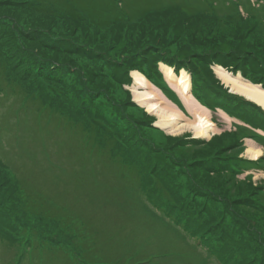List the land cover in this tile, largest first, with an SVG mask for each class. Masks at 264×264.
Listing matches in <instances>:
<instances>
[{
    "label": "trees",
    "instance_id": "1",
    "mask_svg": "<svg viewBox=\"0 0 264 264\" xmlns=\"http://www.w3.org/2000/svg\"><path fill=\"white\" fill-rule=\"evenodd\" d=\"M26 4L33 8L32 13L39 15L83 13L98 29L116 27L121 35L104 41L87 38L90 45L83 52L69 50L71 54L86 59L80 63L86 69L78 72L83 82L74 85L80 95L67 90L53 91L57 95L55 97L48 95L46 88L49 83L38 79L39 75L45 73L40 65L13 74L17 79L9 77V64L0 57V94L14 97L5 111L12 113L13 107L16 110L19 105V109H28L34 104L33 109L40 116L46 114L76 131L91 152L96 154L100 167L110 171L119 167L128 172L129 179L135 184L131 190L139 191L144 198L138 202L145 201L146 205L150 204L161 211L186 240L192 238L198 241V245H176L163 254L151 246L144 250L142 245L116 243L122 245L117 252L115 248L112 249L116 258L120 259L117 264L123 263V259H129L131 264H210L211 257L221 264H264V182L254 181L251 174L240 177L246 170L262 168L253 165L264 159L254 162L240 156L244 138L261 140L255 129L264 131V111L259 106L250 109L249 101L229 92L213 69V66L219 65L234 74L240 72L253 83H260L264 87V0H27ZM167 6L175 10L172 13L174 17L162 21L169 12ZM240 6L245 15L240 12ZM63 40L68 45L80 46L74 38L64 36ZM36 42L33 60L42 58L46 62L43 64L48 65L47 57L50 56L41 52L45 49L44 44L41 40ZM44 46L49 48L45 49L47 51H58L56 49L59 48L62 52L66 51L61 43L53 45L55 48ZM113 46L126 52L128 58L124 65L119 63L123 59ZM102 51L109 56V63L101 62L105 60V55L100 54ZM99 57L101 61L97 64L95 58ZM159 61L190 73L193 83L202 87L203 94L198 95V99L207 108L222 109L251 128L233 123L234 128L213 135L209 142L194 139L189 133L171 137L162 130L150 127L152 117L143 109H138L140 114L134 130L147 140L144 145L140 143L142 148L135 149L131 141L118 142L114 134L103 143L100 120L92 119L90 125L86 123L87 116L91 114L87 111H94V103L78 110V104L72 101L74 96H78V99L81 96L87 103L94 95L93 91L100 92L91 87L100 86L103 90L100 97L107 98L109 103L120 107L122 101H126V105L136 106L129 101L130 93L125 100L116 94L120 87L113 84L112 78L118 77L114 68H137L160 76ZM147 66L151 71L147 70ZM93 67L104 68V75L96 77L98 82L88 76L96 74ZM36 69L41 70L37 78L34 76ZM53 75L50 77L46 74V77L52 79ZM64 75L67 76L63 72L58 80H64ZM120 75L122 80L127 77V73L121 72ZM35 82L44 83L45 87L40 88ZM156 82L161 89L166 88L162 80ZM103 83L109 88H105ZM0 101L6 102L5 99ZM98 107L101 109L100 104ZM14 114L17 116V113ZM111 131L114 132V129ZM147 151L158 154L152 166L145 163L149 162ZM4 161L0 157V206L1 203L11 204L12 211L8 222L0 221L2 231L5 227L0 241L17 252L19 247L22 248L18 263L26 255L24 252L32 249L38 252L56 248L73 257L75 250L71 245L77 247L103 231L95 227L94 231L87 232L84 225V231L77 230L75 234L69 227L65 229L63 226L66 223L62 222L65 208L47 202L31 191ZM81 182L85 184V181ZM3 187L11 192L3 190ZM9 193L16 195V200L10 199ZM117 206L119 209L116 211L123 214L124 209L128 208L126 201L117 203ZM127 218L117 213L118 225L125 228ZM31 220L37 224L31 226ZM55 226L57 231L65 232L55 235ZM112 231L115 238V228ZM94 232L96 234L93 235ZM109 232L107 230L103 235L104 239L110 238ZM188 246L198 256V248H206L205 256L201 260H193L183 253ZM101 250L94 249L97 253ZM177 251L184 255L177 257ZM182 256L187 259L180 258ZM114 261L112 259L109 264Z\"/></svg>",
    "mask_w": 264,
    "mask_h": 264
},
{
    "label": "rangeland",
    "instance_id": "2",
    "mask_svg": "<svg viewBox=\"0 0 264 264\" xmlns=\"http://www.w3.org/2000/svg\"><path fill=\"white\" fill-rule=\"evenodd\" d=\"M17 1L20 3L11 0H0V57L9 64V77L17 79L13 74H17L18 71L29 67L38 68L40 65L44 68L45 73L39 75L38 71L41 70L36 69L34 76L37 78V75H39V80L42 79L49 83L46 88L47 92H49L48 95L55 97L57 95L54 92H61L63 90H67L71 94H79V90H76L74 85L75 83L83 82L78 72L86 69V66L80 64L81 62H85L86 59L77 54H71L69 50L73 49L77 52H83V49L90 45L87 38L95 41L113 40V38L121 34L117 32L116 27L98 29L92 25L86 16H83V13H45L40 14V16L39 14L32 13L33 8L26 4L27 0ZM239 10L242 14H246L241 6ZM173 12L175 10L169 8V12L162 21L172 19L174 17L172 15ZM19 27L21 30H19ZM127 33L128 30L125 31V35ZM64 36L74 38L80 46L68 45L63 40ZM37 40H41L44 45L51 46L52 48H55L53 45H56V43H61V46L66 51L62 52L60 48L56 49L58 51L52 49H50L51 51H47L45 49L49 48L42 45L45 49L41 52L50 56L47 57L48 66L43 64L46 63L44 59L38 58L37 61L32 58L34 54L33 48L36 45L34 43ZM52 42L54 43L50 44ZM113 48L116 49L117 55L123 59L119 63L124 65L125 60L128 58L126 52H122V48L118 46H113ZM100 54L101 56L105 55V60L101 61L100 57L95 58L98 60L97 64L100 63L99 61L110 62L109 56L105 52L102 51ZM65 61H68L70 64ZM161 64L174 68L176 74L185 70H177L176 67L162 61L158 63V70L161 72L160 76L157 73L149 72L147 74L137 68L126 69L123 66L114 68L118 77L112 78L113 84L120 87L119 91H116V94L121 100H125L128 93H130L129 101L136 106H128L125 104L126 101H122L124 105L121 104L120 107H117L114 103H109L107 98L100 97L101 93H103L100 86L91 87L99 89L100 92L93 91L94 95L91 96V100L87 103H84L81 96H79V99L78 96H74L72 101L74 104H78V107L75 106L78 110L84 105L89 107L92 102L94 103V111H87V113L90 112L91 114L87 116L86 123L90 125L89 122L92 119L100 120L102 126L100 138L103 143L106 142L109 136L114 134L117 135L118 142L123 141L126 143L127 141H131L132 146L137 150H139L141 144H146L147 140L144 136L134 130V125L138 122V115L140 114L138 109H143L152 117L150 127L162 130L165 135L174 137L189 133L190 137L192 136L194 139L205 140L206 142L211 141L210 138L212 136L209 138L195 137V134L191 130H185L180 133L168 132L165 128L157 125L156 122L159 119L157 115L135 101L133 91L131 90V86L134 83L131 74L133 71H138L160 89L161 86L156 81L161 82L162 80V84L166 86V88L162 87L161 89L163 93L175 105L187 113L179 96L175 94L176 92L166 81ZM146 68L148 71H151L150 67L147 66ZM57 69L62 70L59 71ZM93 70L96 74L88 76L98 82V78L96 77L104 75V68L93 67ZM63 72L67 76L64 75V80H58V76ZM121 72L127 73V77L123 80L121 79ZM46 74L50 77L52 74L54 75L50 79L46 77ZM240 74L242 75V73ZM189 75L191 79V92L202 95V87L196 82L193 83L192 76L190 73ZM242 77L244 76L242 75ZM244 78L252 82L249 78ZM121 82L123 83L121 84ZM35 84L40 88L45 87L44 83L39 84L35 82ZM103 85L105 88H109L106 83H103ZM226 88L230 90L231 86ZM13 98L0 94V99H5L6 101H0V157L5 160L4 162H7L9 169L26 182L31 191L39 196L41 195L47 202H53L57 206L65 208L62 211V222L66 223L63 226L65 229L69 227V230H74L75 232L72 233L75 234L77 230L84 231L82 227L84 225L87 232L94 231L95 227H99L103 231L77 247L71 245L75 250V257L67 255L56 248H46L38 252L32 249L24 252L26 255L23 256L21 263H18L17 258L22 248L19 247L17 252L16 249L6 247L5 243L0 241V264H109L112 259L115 260L113 264H117L120 259L116 258L112 249L115 248L117 252L118 247L121 248L122 245H116V243L140 245V247L142 245V249L144 250L147 249V246H151L152 248H158L160 254L174 249L176 245L184 247L185 245H198V241L195 239L186 240L175 226L170 225L169 219L164 217L161 211L155 209V207L153 208L150 204L146 205L145 201H143L144 203L142 201L138 202L139 199L144 200V198L142 199L139 191L135 192L131 190L135 184L134 181L131 182L129 179L128 172L121 170L122 168L120 169L119 167H116L114 171H110L106 167H100L96 154L91 152L76 131L60 123L58 120L51 119L46 114L40 116L33 109L34 104L28 109H19L18 105L16 110L13 107L12 113L6 112V107L10 105L9 103L12 102ZM247 101L250 102V109L260 106L252 100ZM98 104H100L101 109L98 107ZM36 106H38L37 103ZM14 113H17V116ZM212 117L219 123L218 128L230 130L231 125L218 112L213 113ZM233 122H236V120H233ZM112 128L114 132L111 131ZM121 148H123L122 145ZM147 154L149 162L145 163L152 166L153 160L158 159V154L148 151ZM244 158L247 159V157ZM261 158L263 159V157L259 156L253 160L256 161ZM261 165L264 166V163L261 162ZM255 166L256 164L253 167ZM247 174L253 175L252 179L256 182H264L263 170H252L245 173V175ZM81 181H85V184ZM3 190L11 192L7 187H3ZM8 197L15 200L17 198L16 195L11 193H9ZM121 201H126L128 205V208L124 209V214L121 211H116L119 209L117 203ZM11 211V204L1 203L0 221L8 222ZM117 213H121L124 217H129L126 219L125 228H123V225H118V221L116 220ZM36 224L35 220L30 221L31 226ZM1 227L2 224L0 223V234L5 229L3 227L2 231ZM114 228L116 230L114 233L115 238L112 231ZM122 229H124L123 233L121 232ZM107 230L110 231V238L105 237L104 239L103 235ZM64 232L65 230L63 232L57 231L55 226V235H61ZM96 232L92 234L94 235ZM145 234H147V237ZM94 249L104 250L97 253ZM205 249L202 247L198 248V252L200 253L198 256L194 249L188 246L184 248L183 253L190 255L193 260L198 261L202 259V256H205ZM110 250L112 251L110 252ZM183 253L177 251L175 254L179 257L180 255H184ZM180 258L187 259L186 256ZM128 263L129 259H123V263L121 264ZM210 264L221 263L215 257H211Z\"/></svg>",
    "mask_w": 264,
    "mask_h": 264
},
{
    "label": "bare ground",
    "instance_id": "3",
    "mask_svg": "<svg viewBox=\"0 0 264 264\" xmlns=\"http://www.w3.org/2000/svg\"><path fill=\"white\" fill-rule=\"evenodd\" d=\"M161 69L166 81L176 92L175 94L179 96L187 113L175 105L159 87L151 83L140 72L133 71L131 74L134 82L131 90L133 91L135 101L157 115L159 118L156 122L157 125L165 128L170 133L191 130L195 134V137L205 138L224 131L218 128V124L212 117L213 112L202 104L198 99V94L191 92V79L186 70H182L179 74H176L172 67L165 64H161ZM214 70L225 86H231V93L242 96L246 100L254 101L264 111V87L262 84L250 82L244 79L240 73L234 75L222 66H214ZM217 112L230 125L232 124L234 119L227 113L223 110H218ZM235 123L240 124L238 121ZM255 131L259 133L261 140L257 141L249 137L244 138L243 151L241 153L242 158L255 159L259 156H264V150L262 149L264 147V131L260 129H255ZM261 162L264 163V161ZM261 162L256 163V165L262 168L246 170L240 176L252 170L264 171V166L261 165Z\"/></svg>",
    "mask_w": 264,
    "mask_h": 264
},
{
    "label": "clouds",
    "instance_id": "4",
    "mask_svg": "<svg viewBox=\"0 0 264 264\" xmlns=\"http://www.w3.org/2000/svg\"><path fill=\"white\" fill-rule=\"evenodd\" d=\"M213 69H214V68H213ZM215 73H216V72H215ZM230 73H232V72H230ZM216 76H217V74H216ZM217 77H218V76H217ZM218 78H219V77H218ZM219 79H220V78H219ZM221 82H222V81H221ZM224 86H225V84H224ZM225 87H228V86H225ZM230 91H231V90H229V92H230ZM204 106H205V105H204ZM209 109H210V108H209ZM217 109H219V108H216V109H214V110H213V109H210V110H211L213 113H216V110H217ZM214 121H215V120H214ZM237 121L240 122V124L245 125V126L251 128V126H250L249 124H246L245 122H242V121H240V120H238V119H237ZM215 122H216V121H215ZM232 128H234V127H233V124H231V128H230V129H232ZM241 156H242V154H241ZM263 159H264V156H263ZM256 161H257V160H256Z\"/></svg>",
    "mask_w": 264,
    "mask_h": 264
},
{
    "label": "crops",
    "instance_id": "5",
    "mask_svg": "<svg viewBox=\"0 0 264 264\" xmlns=\"http://www.w3.org/2000/svg\"><path fill=\"white\" fill-rule=\"evenodd\" d=\"M262 149L264 150V147H262Z\"/></svg>",
    "mask_w": 264,
    "mask_h": 264
}]
</instances>
